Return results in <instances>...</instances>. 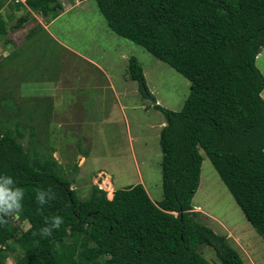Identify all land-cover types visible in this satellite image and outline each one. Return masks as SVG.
Masks as SVG:
<instances>
[{
	"label": "trees",
	"instance_id": "1",
	"mask_svg": "<svg viewBox=\"0 0 264 264\" xmlns=\"http://www.w3.org/2000/svg\"><path fill=\"white\" fill-rule=\"evenodd\" d=\"M97 1L111 30L191 82L180 111L154 104L166 119L160 134L163 200L155 203L142 183L116 189L113 198L93 184L81 196L76 178H69L54 157V146L46 156L35 151L30 158L17 136L0 129V175L12 176L24 189L22 212L0 227V264H7L15 249L20 251L16 264H212L201 245L213 247L222 264H246L225 235L199 220L193 198L204 152L264 235V75L257 66L264 48V0ZM6 6L25 13L6 16ZM63 11L61 0H0V39L10 26L23 28L34 20V13L52 21ZM44 30L41 23L33 26L25 44L0 58V68L20 55L33 58V47L49 57L47 42L40 45L49 35ZM129 66L143 95L155 100L141 63L133 58ZM2 80L11 82L7 76ZM11 86L0 89L6 111L15 106L8 104L17 89ZM38 125L51 128L52 119ZM49 188L55 198L41 214L36 191ZM57 215L62 225L42 238L44 218Z\"/></svg>",
	"mask_w": 264,
	"mask_h": 264
},
{
	"label": "rangeland",
	"instance_id": "2",
	"mask_svg": "<svg viewBox=\"0 0 264 264\" xmlns=\"http://www.w3.org/2000/svg\"><path fill=\"white\" fill-rule=\"evenodd\" d=\"M61 2L64 11L50 24L35 13V19L22 29L10 26L8 43L0 39V58L5 59L26 42L33 26L42 23L50 35L40 43L47 42L49 57L43 58L38 47H33L30 51L36 55L30 63L29 57L20 55L0 68V89L17 88L15 99L8 101L15 105L11 110L0 104V129L17 136L30 158L36 152L46 156L53 151L51 146L57 148L59 152L53 155L65 174L76 178L74 187L81 196L86 197L93 184L113 198L116 189L142 183L158 204L164 196L160 134L166 119L154 107V99L143 95L129 65L133 58L141 63L157 103L174 111L183 108L191 82L142 45L111 30L97 0ZM11 11L18 17L25 13L6 6L3 14ZM257 66L264 75V48ZM4 76L11 82H4ZM52 98L54 116L42 108ZM48 116L54 121L51 128L38 125L37 120ZM203 154L200 185L193 198L199 220L225 235L246 264H264V235L250 223L211 159ZM28 226L22 224L23 229ZM199 251L212 264H222L213 247L201 245ZM19 254L15 249L7 264H16Z\"/></svg>",
	"mask_w": 264,
	"mask_h": 264
},
{
	"label": "clouds",
	"instance_id": "3",
	"mask_svg": "<svg viewBox=\"0 0 264 264\" xmlns=\"http://www.w3.org/2000/svg\"><path fill=\"white\" fill-rule=\"evenodd\" d=\"M25 2L26 0H20ZM55 198L52 190L38 189L35 200L40 206L38 211L42 214L43 206ZM24 189L17 186L15 179L9 175H0V227H6L9 219L18 216L23 210ZM63 223L61 216L44 218V225L39 229L38 234L42 238L50 237L54 230L60 228Z\"/></svg>",
	"mask_w": 264,
	"mask_h": 264
},
{
	"label": "crops",
	"instance_id": "4",
	"mask_svg": "<svg viewBox=\"0 0 264 264\" xmlns=\"http://www.w3.org/2000/svg\"><path fill=\"white\" fill-rule=\"evenodd\" d=\"M79 1H84V0H79ZM64 8H65V7H64ZM34 15L36 16L37 14L34 13ZM39 15H40V14H39ZM57 18H58V17H57ZM54 20H55V19H54ZM54 20H53V21H54ZM32 21H33V20H32ZM32 21H30V22H32ZM53 21H47V22H48V24H50V23L53 22ZM28 23H29V22H28ZM28 23H27V24H28ZM41 24H42V23H41ZM42 25H43V24H42ZM19 29H22V28H19ZM46 31L48 32V29H47V28H46ZM58 43H60V42H58ZM23 44H25V41L22 42L21 46H22ZM61 44H62L63 46H65L67 49H70L66 44H64V43H61ZM21 46H20V47H21ZM16 48H19V47L17 46V47H15V49H16ZM8 55H9V53H8ZM6 56H7V55H6ZM6 56H5V57H6ZM29 58H30V59H29V63H30L32 60H31V57H29ZM18 59H19V58H18ZM17 62H18V60H17ZM89 62H91V63H92L93 65H95L96 67H99V65L96 64L95 62H92L91 59H90ZM27 63H28V62H27ZM29 63H28V64H29ZM59 81H60V80H58V82H59ZM60 82H62L63 85H64V82H63L62 79H61ZM60 82H59V83H60ZM50 100H51V102H47L46 104H43V107H42V108H43V109H46L47 111H49V113L52 112V111L55 113V108H56V106H55V104H54V102H53L54 99L52 98V99H50ZM49 106L51 107V109L49 108ZM50 110H51V111H50ZM53 112H52V113H53ZM54 113H53V116H54ZM47 115H48V114H47ZM44 118H45V117H42L41 119L43 120ZM47 118H48V117H47ZM41 119H39V120H37V121L40 122ZM39 122H38V123H39ZM52 124H54V121L52 122ZM55 152H57V153L59 152V151L57 150V148H55ZM107 181H108V180H107Z\"/></svg>",
	"mask_w": 264,
	"mask_h": 264
},
{
	"label": "bare ground",
	"instance_id": "5",
	"mask_svg": "<svg viewBox=\"0 0 264 264\" xmlns=\"http://www.w3.org/2000/svg\"><path fill=\"white\" fill-rule=\"evenodd\" d=\"M105 183H107V184H109V182L108 181H106ZM108 190H110L111 191V193H113V188L109 185L108 186ZM115 192V191H114ZM112 195V194H111Z\"/></svg>",
	"mask_w": 264,
	"mask_h": 264
},
{
	"label": "water",
	"instance_id": "6",
	"mask_svg": "<svg viewBox=\"0 0 264 264\" xmlns=\"http://www.w3.org/2000/svg\"><path fill=\"white\" fill-rule=\"evenodd\" d=\"M157 103V101L156 100H154V104H156Z\"/></svg>",
	"mask_w": 264,
	"mask_h": 264
}]
</instances>
